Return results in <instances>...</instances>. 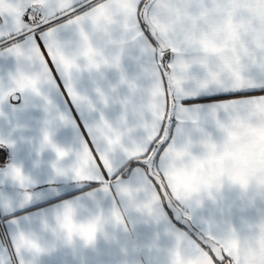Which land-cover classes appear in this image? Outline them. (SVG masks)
Wrapping results in <instances>:
<instances>
[{
    "label": "snow or ice",
    "instance_id": "6c2138e0",
    "mask_svg": "<svg viewBox=\"0 0 264 264\" xmlns=\"http://www.w3.org/2000/svg\"><path fill=\"white\" fill-rule=\"evenodd\" d=\"M0 264H264V0H0Z\"/></svg>",
    "mask_w": 264,
    "mask_h": 264
}]
</instances>
